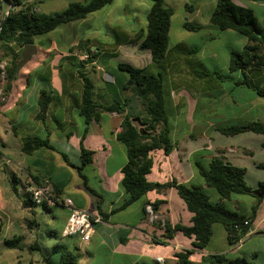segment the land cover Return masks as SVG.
Wrapping results in <instances>:
<instances>
[{
    "label": "crops",
    "instance_id": "0c3cea01",
    "mask_svg": "<svg viewBox=\"0 0 264 264\" xmlns=\"http://www.w3.org/2000/svg\"><path fill=\"white\" fill-rule=\"evenodd\" d=\"M88 1L23 0V6L16 10L53 14L67 10L73 2ZM234 2L243 6H257L264 11V1ZM111 4L83 20L64 24L46 35L37 36L34 42L36 53L22 67H18L16 78L10 83L8 90L6 87L8 101L0 104V214L5 219L1 228L0 243L4 244V239L24 237L22 250H10V253L19 252L16 264H45L42 252L47 249L46 246L50 252L57 242L67 245L70 250H76L79 264H158L157 257L164 258L165 264H175L176 254L191 250H194L191 255L193 264H208L207 259L213 255L259 260L261 247L251 243V248L247 249L246 245L253 240L264 241V198L246 237L238 245L230 246L227 231L222 225L225 246L223 249L212 250L194 249L193 239L185 237L181 232L175 233L172 240L166 239L160 223L151 222L144 212L148 204L160 202L156 212L162 220L172 227L179 224L191 226L194 215L188 210L175 187L149 192L139 201L123 207L128 195L122 186V170L127 164L128 155L126 146L118 140L117 135L122 131L124 116L106 112L102 107L113 104L115 100L121 103L130 100L131 110L137 111L135 115H140L143 111L136 107L141 100L130 91L123 90L128 80L116 83L107 70L126 62L145 70L153 65L151 53L139 49V44L146 35L147 16L151 8L145 13V26L134 36H128L105 23L107 33L113 38L111 44L85 39L86 34L103 21V15ZM188 7L189 5H186L188 11L198 14L193 6H190L191 9ZM124 11L131 12L135 9L126 2ZM2 20L3 6L0 0V26ZM209 23L210 15L204 24L193 25L201 26L202 30L210 27ZM81 43L86 46L78 47ZM183 46L180 44L174 48L169 47L166 57L167 62H170L169 69L177 65L186 68V63L191 66L193 59L186 56L191 52L185 51ZM77 47L80 49L75 50ZM174 49H177L178 57L172 55ZM24 51L25 48L17 44H5L0 41V61L8 59L11 62L15 56H22ZM90 53H93L92 58L84 59V56ZM180 69L178 73L183 78V68ZM205 72H208L209 76L212 75L209 71ZM82 74L93 81L94 99L99 107L96 111L98 117L88 125L87 133L85 118L81 115L84 91ZM104 75L111 82L105 81ZM186 76L188 77V73ZM93 77L98 80V85ZM227 78L229 82L233 81L237 86L254 92L252 99L250 94H247L248 100L245 103H232L233 106L240 107V112L231 115L229 125H247L255 122L264 124V96H260L253 88L239 84L244 78L241 72H237L236 76L229 74ZM248 78L256 88L264 90V71L248 74ZM220 83L214 82L218 88L211 89L225 96L223 88L218 86ZM195 84L202 86L201 81H196ZM42 91L52 97L43 118L40 117L39 105ZM180 92L179 97L170 93V105L179 116L188 120L190 114L186 110L184 91ZM226 105L228 108L231 106L229 102ZM186 122L188 129L176 138V129L171 126L175 147L169 155H165L162 150L153 152V169L148 175L150 182L168 184L176 181L188 186L203 185L211 200L220 202V196L215 190L207 188L197 167L198 163L209 166L215 157L220 156L227 162L246 169V181L254 190L264 184V135L245 132L227 136L218 130L222 126L219 124L203 125L199 133L195 134L190 131L194 123L190 120V126V122ZM25 137L48 141L49 146L40 147L27 154L23 151ZM82 149L93 153V162L82 170L89 188L85 186L78 170L82 164ZM44 180L52 183L61 199H70L75 207L102 217L103 221L96 226V232L89 243H80L77 238L57 240V235L62 237L70 210L63 204H58L50 206V211H46L42 206L33 203L28 188ZM224 203L230 209L250 215L258 200L252 197L251 200H234L233 197ZM42 218H46L44 228ZM216 225L213 226L212 241L214 229L218 227ZM29 238L33 239V246H41L42 252L35 250L38 256L26 261L25 256L20 253L31 247L26 244Z\"/></svg>",
    "mask_w": 264,
    "mask_h": 264
},
{
    "label": "trees",
    "instance_id": "16d2710c",
    "mask_svg": "<svg viewBox=\"0 0 264 264\" xmlns=\"http://www.w3.org/2000/svg\"><path fill=\"white\" fill-rule=\"evenodd\" d=\"M10 1V5L15 8V11L2 20L0 41L5 44L14 43L24 48L33 45L37 36L46 35L64 24L83 20L113 2V0H89L87 3L73 2L63 12L37 14L30 13V10H16L23 6V0ZM216 2V8L210 15V23L222 31H235L247 39V44L241 51L232 52L229 74L243 73L244 78L239 84L253 88L257 90L260 96H264V90L256 88L248 78V74L264 71V30L261 29L254 10L249 6L239 5L234 0H216ZM151 3L152 7L147 16L146 35L142 40L140 39L139 49L149 51L153 63L161 65L169 52V33L174 11L171 7L166 6V0H151ZM188 8L191 9L192 7L189 6ZM184 26L191 32L201 29V26L189 22H186ZM85 46V43H81L78 47ZM78 47L75 50H79ZM21 60L22 56L18 55L9 62L7 90L17 76ZM118 69L129 75L123 90L133 93L142 101L144 107L140 115H135L131 110L130 100L125 103L115 100L113 104L102 107L106 112L124 116L122 131L117 135L118 140L126 146L128 155L127 164L122 170V186L128 195L123 207H128L139 201L149 192L175 187L188 210L194 216L191 226L179 224L172 227L165 221L164 237L166 239L172 240L175 233L181 232L185 237L193 239L194 249L206 250L213 238V226L220 224L227 231L229 245H238L246 237L255 222L259 204L263 199L255 196V190L248 185L246 169L235 166L220 156L215 157L209 166L197 164L198 171L207 188L215 190L220 196L221 201L217 203L211 200L206 187L203 185L188 186L176 181L168 184L150 182L148 175L153 169V152L162 150L165 155H169L175 147L171 137L167 101L164 96V76L162 73H150L129 63H119ZM204 75L208 77L210 74L206 72ZM81 77L84 82L81 115L85 118L87 126L85 133H87L88 125L98 117L96 111L99 107L94 99L95 86L93 81L84 74ZM51 101L52 97L46 91H42L39 100L40 117L43 118L46 115ZM218 130L227 136L245 132L264 135V124L255 122L247 125L221 126ZM43 146L48 147L49 142L34 137L23 139V151L27 154ZM262 147L264 150V143ZM92 162L93 153L82 149V164L78 170L87 188H89L88 182L82 174V170ZM260 188H264V184H261ZM234 196H249L257 199L258 204L252 208L250 215H246L225 205L224 201L231 200ZM159 205L160 202L153 204L155 211H158ZM42 207L46 211H50L47 205ZM144 212L146 213L145 208ZM1 232L0 227V235ZM62 239L63 237L57 235V240ZM23 241V236H17L12 239H4V245L8 249L22 250ZM30 250L42 252L40 245L31 246ZM44 252H42V259L45 264H79L77 251L70 250L67 245L61 242H57L48 252L49 254ZM193 252L194 250L176 254L175 264H193L191 261ZM206 263L253 264L245 257L227 258L224 255H213L207 259ZM17 264H21V262Z\"/></svg>",
    "mask_w": 264,
    "mask_h": 264
},
{
    "label": "rangeland",
    "instance_id": "374dc122",
    "mask_svg": "<svg viewBox=\"0 0 264 264\" xmlns=\"http://www.w3.org/2000/svg\"><path fill=\"white\" fill-rule=\"evenodd\" d=\"M186 5L193 6L197 10L198 14L192 13L186 9ZM215 0H166V6L171 7L174 11V15L171 19V27L169 33L170 47H176L183 44V49L191 53L186 54V56L191 57L193 62L196 60L198 62L186 63L184 68L182 65H177L175 68L169 69L170 62H167V58L161 65H156L153 63L150 68L146 69L150 73H162L164 76V96L167 101V113L169 116L170 126L176 129L175 138L181 136L188 125L186 121L190 120L194 123L191 126L190 131L198 134L203 125L208 126L209 124H219L222 126H229V119L231 115H237L240 112V107L233 106L234 101H238L240 104L245 103L248 100L247 94H250V98L254 97V92L251 89L243 88L237 86L233 81L229 82V64L232 52L241 51L245 44H247V39L235 31H222L214 25H210L208 28H204L200 31L191 32L184 28L186 22L192 24H204L207 16L216 8ZM254 10L259 25L262 30H264V11L257 6H251ZM209 21V20H208ZM238 40H243V44H238ZM173 56L178 57L177 49H174ZM181 53V52H180ZM185 55V54H184ZM195 58V59H194ZM127 63V62H126ZM195 63H197L195 65ZM130 64V63H129ZM132 65V64H131ZM113 66V65H112ZM183 68L182 78L178 70ZM190 70L192 72H190ZM205 71H209L212 75L206 77ZM108 74L115 78L116 83H120L123 80H128L129 75L118 69V66L112 67L107 70ZM188 73V77L186 74ZM217 74V75H214ZM234 76L237 73L232 74ZM222 78H221V77ZM94 78L95 83L98 85V80ZM101 81V78L98 77ZM103 79L105 81L111 82L109 78L104 75ZM174 80V81H173ZM196 81H201L202 86H197ZM214 82H221L218 86L223 88L225 96H221V93L214 91L211 88H218L214 85ZM180 91H184L185 99L187 102V112L190 114L189 119L186 117L179 116L178 112L173 109L170 105V93L177 94L180 96ZM136 104L139 111H143L144 107L142 101ZM229 102V108L226 107ZM137 111H134V114ZM186 122V123H185ZM232 124V122H230ZM3 187V186H2ZM213 192V191H212ZM214 194V193H211ZM251 200L249 196H234V200ZM231 203H229L230 205ZM43 210V209H42ZM39 212V211H38ZM46 213V211L44 210ZM46 218H42V224L46 227ZM5 223L0 214V227ZM214 229V240L211 241L208 250L212 249H223L225 246V240L223 239L222 225H216ZM1 236V235H0ZM251 243L261 247V256L259 260H255V264H264V241L253 240L247 243L246 248H251ZM27 246H33V239L29 238L26 240ZM45 254H48L49 248L46 246ZM230 248V247H229ZM245 248V250H246ZM11 249L0 243V264H16L19 252L10 253ZM29 252V255H28ZM25 260H33L38 255L30 250V247L23 253ZM253 263V264H254Z\"/></svg>",
    "mask_w": 264,
    "mask_h": 264
},
{
    "label": "built area",
    "instance_id": "2783aa9c",
    "mask_svg": "<svg viewBox=\"0 0 264 264\" xmlns=\"http://www.w3.org/2000/svg\"><path fill=\"white\" fill-rule=\"evenodd\" d=\"M3 6V19L6 18L15 8L10 5V0H1ZM93 53L84 56V59L92 58ZM8 67L9 60L0 61V104L3 105L8 101V93L6 87L8 85ZM30 197L36 206L47 205L48 207L57 204H63L69 208L70 215L67 224L63 230L62 237L77 238L80 243H89L96 232V226L102 223L103 219L99 214H93L86 209H80L74 206L70 199H61L49 180H44L40 184L32 185L28 188ZM146 214L151 222H159L163 230H165V221L155 211L152 204L145 207ZM158 264H165L162 257H157Z\"/></svg>",
    "mask_w": 264,
    "mask_h": 264
},
{
    "label": "clouds",
    "instance_id": "9594fccd",
    "mask_svg": "<svg viewBox=\"0 0 264 264\" xmlns=\"http://www.w3.org/2000/svg\"><path fill=\"white\" fill-rule=\"evenodd\" d=\"M126 2L130 3L135 11H124ZM152 7L151 0H113V3L106 9L103 21L96 24L95 29L84 37L90 40H99L104 44H111L113 38L107 33V26L118 29L128 36H134L145 26V13ZM238 44H243V40H238Z\"/></svg>",
    "mask_w": 264,
    "mask_h": 264
},
{
    "label": "water",
    "instance_id": "95a60500",
    "mask_svg": "<svg viewBox=\"0 0 264 264\" xmlns=\"http://www.w3.org/2000/svg\"><path fill=\"white\" fill-rule=\"evenodd\" d=\"M35 53H36V46L34 44L27 46L22 55V60L19 64V67H22L25 63H27L31 59L32 55ZM254 194L260 199L264 198V188L259 187V189L255 190Z\"/></svg>",
    "mask_w": 264,
    "mask_h": 264
}]
</instances>
